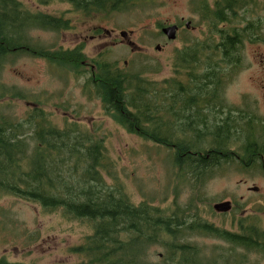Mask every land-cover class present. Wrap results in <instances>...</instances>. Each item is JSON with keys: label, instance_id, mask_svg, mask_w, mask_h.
Returning a JSON list of instances; mask_svg holds the SVG:
<instances>
[{"label": "trees", "instance_id": "16d2710c", "mask_svg": "<svg viewBox=\"0 0 264 264\" xmlns=\"http://www.w3.org/2000/svg\"><path fill=\"white\" fill-rule=\"evenodd\" d=\"M36 1L47 3L51 0ZM60 1L73 2L78 10L83 9L89 16L101 12H127L138 4L153 2ZM226 1L218 0L211 7L209 0H200L198 10L208 30L205 40L191 41L184 50V60L175 49L171 64L173 75L159 81L147 76L152 69L128 71L120 68L117 62L101 57L88 59L80 46L51 49L35 45L29 35L33 28L64 30L69 27L68 21L63 16L33 12L25 8L21 0H0V70L6 62L22 54L42 57L73 69L76 76H80L90 63L94 64V70L87 69L90 72L87 87L94 88L105 113L129 133L172 152L177 182H188L192 190L200 189L204 181L229 165L244 171L257 168L264 173V143L255 136L243 139L232 134L229 124L234 117L233 108L227 109L219 95L230 76L224 22H227V6L234 11V0ZM228 41L233 39L228 37ZM154 67V71L160 69L159 64ZM207 85L214 87L204 88ZM184 86L195 87L187 89ZM212 93L216 95L214 117L212 126L208 123L210 127L206 129L208 119L202 114L203 107L196 103L189 107L179 106L178 101L208 102L212 100L209 96ZM8 98L25 100L29 96L0 83V102ZM163 100L171 102L167 106L169 110L174 109L171 117L165 118L161 113L165 107L161 104ZM195 106L199 108L200 120L190 112ZM1 107L0 197L17 196L39 204L49 213L61 210L66 217L93 221V233L71 248L81 257L80 264H180L182 260L192 264L195 251L187 247L191 242L184 238L193 233L227 239L232 246L229 249L231 261L248 260L237 250L239 247L260 252L264 257V224L258 212L237 214L243 207L235 201L231 219L232 227L237 228L226 231L198 213L197 217H192L195 203L203 201L202 196H193L186 206L178 204L176 198L169 207L159 206L146 198L136 203L114 175V163L104 138L96 136L91 127H80L72 120L58 127L40 104H36L23 121L5 113ZM202 142H205L203 147ZM207 149H210L208 156L202 154L208 153ZM189 150L198 154L192 155ZM190 218L193 222L187 225ZM150 245L166 247L164 262L141 257L149 251ZM196 260L199 259L196 257ZM0 264L29 263L0 257Z\"/></svg>", "mask_w": 264, "mask_h": 264}, {"label": "rangeland", "instance_id": "374dc122", "mask_svg": "<svg viewBox=\"0 0 264 264\" xmlns=\"http://www.w3.org/2000/svg\"><path fill=\"white\" fill-rule=\"evenodd\" d=\"M21 1L25 8L33 12L70 18L73 24L67 31L33 28L29 35L35 45L51 49L59 46L72 49L82 43L83 52L88 59L101 57L117 62L120 68L128 71L152 69V72L147 73L151 80L161 81L173 75L172 56L176 47L181 45L179 38L166 49L157 51L155 46L165 41L157 28L158 23H177L181 18L191 20L197 29L189 37L196 40H205L208 31L207 25L201 21L200 13L195 10L194 0H153L138 4L127 12L87 16L86 22H80L81 18L73 11L72 6L64 1L54 0L43 6L35 0ZM247 14L248 19L264 20V0L249 6ZM96 24L115 34L108 37L102 32L101 37L92 38L90 30ZM121 30H133L134 33L122 43H111L110 40H114L115 36L117 40H122ZM129 39L137 46L144 47L146 52L133 53L131 47L126 45V40ZM256 47L249 43L247 51L256 52ZM252 54L254 53L249 55L251 59L248 60L247 69L241 68L228 76L221 97L227 102V106H233L236 115L241 114L240 110L248 108L264 118V71ZM125 61L127 65L124 64ZM157 64L160 69L154 71ZM87 69L90 70V67L76 76L73 69L53 64L44 58L30 54L16 56L0 70V83L5 88L29 96V99L8 98L0 102V106L2 105L5 113L23 121L28 112L36 104H40L58 127H64L66 121L71 120L78 122L80 127H91L96 136L104 138V145L114 163V175L119 177L125 192L136 203L146 198L159 206L169 207L176 198L178 204L186 206L191 203L193 196L200 193L204 199L195 201L193 211L201 214L202 218L230 230L236 229V226L232 227L231 212L222 215L213 208L218 201L230 200L241 203L242 211L237 214L258 212L262 218L261 223L264 224V173L260 169L244 171L236 165H229L207 179L200 189L192 190L188 182L179 184L172 165V152L129 133L107 115L94 88L87 87L90 75ZM246 99L249 107H245L243 103ZM223 115L226 116L225 113ZM177 184L179 186L176 188ZM253 186H258L259 190L250 189ZM92 233L91 220L72 219L64 216L61 210L49 213L39 204L27 202L17 196L0 197V257L10 261L80 264L81 257L74 254L71 248L83 243ZM186 240L200 245L206 257L213 256V253L217 256L227 255L231 246V243L222 238L206 234L195 233ZM163 253L165 249L159 245L151 246L148 251L154 262L161 261ZM247 256V264L253 261L264 264V258L258 253L249 252Z\"/></svg>", "mask_w": 264, "mask_h": 264}, {"label": "flooded vegetation", "instance_id": "af4514ba", "mask_svg": "<svg viewBox=\"0 0 264 264\" xmlns=\"http://www.w3.org/2000/svg\"><path fill=\"white\" fill-rule=\"evenodd\" d=\"M52 1H54V0H51L47 3H41V6L49 5ZM199 1L200 0H194L193 1L195 7H197L196 8L197 10H198L199 4H200ZM217 1L218 0H212V1L210 0L211 7H214ZM232 1L233 0H227L226 3L232 2ZM248 1L249 0H234V11H231L230 7L227 6V22H224V26L227 29V69H228L227 73H228V75H230L231 73L237 72V70H239L241 68L247 69L246 67L248 66V60L251 59V57L249 56L251 53H254V54H252V55H254L253 59H255L256 62L260 63L262 70L264 71V52H263V46H264L263 23H264V20L262 18L259 20L247 18L248 7L253 6V5H257L261 0H250V3ZM64 2H67V1H64ZM67 3L70 6H72L73 11H75L77 13V16H79L81 18V19H79L80 22L88 21L86 19L88 14L83 9L78 10L76 8V6L73 4V2H67ZM44 13L49 14V15H53V14L46 13V12H44ZM93 15L97 16L99 14L94 13L91 16H93ZM65 19L68 21V25H69V27L67 29H64L65 31H67L70 28H72L73 24H72V21L70 20V18H65ZM249 20H252V22H249ZM188 22H191V24L188 25L187 24ZM165 25H176L178 27V29H177V33H178L177 40L179 38L181 39V45L179 47H176V49L181 54V59L184 60L182 58L184 55V50L186 49V47H188V45L191 43V41L196 40V39L189 37V36H191V34L194 33L197 28L195 26H193L191 20H185L184 18H181L180 21L177 23H166ZM65 31H63V32H65ZM90 31L92 32V34H91L92 38L101 37L103 35L102 32L106 33V35L108 37H112V35L115 34L114 31H108L107 28L103 27L100 24L94 25L92 27V30H90ZM132 35H133V33H132ZM162 36L164 37L165 41L163 44H161L162 45L161 50H157V51H162L177 41V40H168L164 34H162ZM228 37H231L233 39V41L229 42ZM124 41H125L124 39L117 40V36L114 37V40H110V42L113 44H118L120 42L122 43ZM126 43L125 44L127 46L131 47L130 50L133 53L143 54L146 52L144 50L145 49L144 47H139V46L133 45V43L130 42V39L128 41L126 40ZM249 43L255 44L257 46L256 52L250 53L247 51V45ZM78 46H80L84 49V44L81 43V44L75 46L74 48H76ZM74 48H72V49H74ZM182 62H184V61H182ZM125 64H127V61H125ZM90 68L93 69L92 64L90 65ZM184 78H185V76L183 75V79ZM192 87L194 88L195 86H184V88H187V89L192 88ZM207 87L213 88L214 85L204 86V88H207ZM262 88H263L262 90H263V96H264V84H262ZM221 93L219 94L220 97H221ZM209 96L212 97V100H210L208 102L207 101L192 102L190 100H182L181 99L178 101V105L189 107L190 105H195V103H196L197 106L203 107L202 114L206 115V118L208 119L205 123H207V124L209 123L212 126V123H213L212 119L214 117V115H213L214 114L213 104L216 101L215 100L216 95H214V93H212V94H209ZM170 103L171 102H169L167 100L161 101V104L165 105L164 109L161 110V113L164 115L165 118L171 117L172 116L171 113H173V111H174V109L169 110L167 108V106ZM243 103H245V107H249V103H248L247 99L243 100ZM209 104H212V106H210ZM197 106H195V108L191 109L190 112H192L194 114V118L196 120H200L201 116L199 113V108ZM192 107H194V106H192ZM228 107L233 108V106H231V105H229ZM234 112H236V111H232V113L234 114V117H231V119H233V120L229 124V130L232 132V134H236L238 137H241L243 139H246L248 136H250V138L255 136V138L258 141H261V143H264V118L259 117L255 112H251L248 108L245 111L240 110L241 114H239V115H236ZM209 124H208V127L206 129H209V127H210ZM202 127L205 128V125L203 124ZM207 132H208V134H210V131H207ZM210 137L211 136L209 135L208 139H210ZM209 144L210 143L208 142V146H209ZM201 146L202 147L205 146V142H202ZM207 151H208V153H206V151H204L202 154H206L208 156L210 149H207ZM188 152L190 154H192L194 152H195V154H198L197 151L193 152L192 150L191 151L189 150ZM204 183H205V181L203 182V184ZM198 196H201V194L199 193ZM170 213L173 214L172 212H170ZM222 215H224V214H222ZM199 216L202 217L201 214H199ZM192 217H197V213H192ZM203 219H205V218H203ZM192 220L193 219L190 218L187 225L191 224L193 222ZM205 220H208V219H205ZM212 223L216 224L215 222H212ZM219 227H221V226H219ZM223 228L226 231L230 230V229H227L225 227H223ZM193 234H195V233H193ZM196 234H200V233H196ZM206 235H209V234H206ZM189 237L190 236L185 237L184 240H186ZM131 238H133V237H131ZM224 240L227 241V239H224ZM186 241H188V240H186ZM188 242H190V241H188ZM188 245H190V246H188ZM132 247H133V245H132ZM150 247H151V245L149 246L148 250L150 249ZM162 247L164 249L166 248L165 246H162ZM187 247L191 248V250L193 252L195 251V253H193L194 259L191 260L192 264H247L249 262V260H246L244 262H239L236 260L231 261L230 260L231 253L229 250H228L229 252L227 255L217 256L216 254L213 253V256L206 257L205 253L203 252L202 247L200 245H198L197 243L191 242L190 244H187ZM145 248H146V246H145ZM231 248H232V246H230L229 249H231ZM237 250H239L241 252V255L246 257V258H248L247 255L249 252L258 253L261 255L262 258H264L263 255L257 251L246 250V248H243V247H239ZM163 255H164V253L161 254V257ZM145 256H146V258H149V261H151V258L148 255V252H146L145 255L142 254L141 257L144 258ZM196 257L199 260H196ZM161 260H162V258H161ZM170 263H179V262L178 261H175V262L170 261ZM180 264H186L185 260H182L180 262ZM249 264H259V263H258V261H253L252 263L250 262Z\"/></svg>", "mask_w": 264, "mask_h": 264}, {"label": "water", "instance_id": "95a60500", "mask_svg": "<svg viewBox=\"0 0 264 264\" xmlns=\"http://www.w3.org/2000/svg\"><path fill=\"white\" fill-rule=\"evenodd\" d=\"M187 24L190 25L191 22H188ZM177 29L178 27L176 25H168L162 28V32L167 36L168 39L175 40L177 38ZM128 34L129 32L127 31L121 32V35L124 37H126ZM156 49L160 50L161 45L158 44L156 46ZM252 190L258 191L259 187L254 186L252 187ZM232 207H233V204H232V201L230 200L219 201V202L214 203L213 205L214 210L218 213L230 212L232 210Z\"/></svg>", "mask_w": 264, "mask_h": 264}]
</instances>
